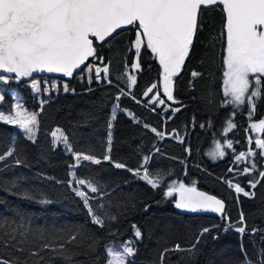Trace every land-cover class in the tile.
Masks as SVG:
<instances>
[{
  "label": "trees",
  "instance_id": "trees-1",
  "mask_svg": "<svg viewBox=\"0 0 264 264\" xmlns=\"http://www.w3.org/2000/svg\"><path fill=\"white\" fill-rule=\"evenodd\" d=\"M225 23L222 5L202 8L193 44L173 81L174 105L161 93L162 70L146 43L138 58L140 68L132 69L138 25L106 43L92 38L97 58L89 57L70 78H35L39 92L27 83H14L25 108L38 114V125L33 143L20 129L0 123V154L14 149L12 156L0 161V237L16 234L15 247L4 248L0 241V257L13 264L15 258L27 264H106L107 246L129 242L134 248L131 264H264V177L260 176L264 157L256 150L251 158L235 161L254 148L250 110L232 112L236 126L227 137L232 147L226 157L211 162L205 156L230 108L223 106L222 93ZM89 66L91 71L86 72ZM193 72L199 75L193 77ZM130 75L136 83L129 89ZM153 84L158 86L153 95L179 111L172 114L169 108L161 117L156 104L148 105L152 92L144 93ZM4 97L0 110L7 113L12 100ZM255 108V119L264 117V86ZM153 128L164 136H157ZM57 129L67 137L71 152L64 143L53 142ZM74 154L90 155L101 163H78ZM145 157H150L147 164ZM17 159L22 163L17 165ZM114 163L125 167L116 168ZM144 169L151 178H160L157 188L141 178ZM135 170L140 176L133 174ZM233 170L240 175L235 177ZM81 179L84 185L77 182ZM173 181L219 198L226 204L225 213L214 218L181 215L175 207L176 193L165 196ZM253 181H258L255 188L250 185ZM229 182L254 195L237 194ZM87 183L98 191L91 192ZM77 189L89 198L102 226L92 223ZM133 225L141 238L135 236ZM236 227H245V233ZM72 236L76 239L69 243ZM177 245L181 250H174Z\"/></svg>",
  "mask_w": 264,
  "mask_h": 264
},
{
  "label": "snow or ice",
  "instance_id": "snow-or-ice-1",
  "mask_svg": "<svg viewBox=\"0 0 264 264\" xmlns=\"http://www.w3.org/2000/svg\"><path fill=\"white\" fill-rule=\"evenodd\" d=\"M212 5H222V12L226 17L224 25L226 47L222 56L223 94L229 99L225 104L230 103L238 109L247 102L250 105V128L264 131V119L259 123L251 122L255 112L254 98L260 97L261 87L264 86V0H0V81L8 84L11 78L19 81L32 77L34 73L43 72L61 73L63 76L71 77L74 70L85 64L89 57L97 58L93 37L97 41H105L118 29L138 24L134 43L135 55L140 57L142 44L146 43L147 49L151 51L153 58L158 60L162 70L160 82L164 96L168 101L175 103L173 78L178 75L189 54L202 7ZM132 68L139 69V62L132 64ZM102 71L106 79L108 68L104 67ZM100 72L101 69L97 68V79L101 78ZM11 74H14V77ZM192 75L196 77L199 73L193 72ZM128 80L130 89L136 83V77L130 75ZM52 87L54 89L55 85ZM157 87L153 84L144 95L148 96V93ZM32 88L34 92L41 91L36 82H33ZM64 90L68 91V87L65 86ZM121 94H125L123 90ZM4 99V95L0 94V102ZM148 103H155L159 107L165 104V100L159 95H154ZM13 111L14 114L0 113V122L18 126L25 133L26 139L34 143L38 114L23 110L20 104L15 105ZM172 111L176 112L179 109ZM112 118L115 119V115ZM235 126L229 119L226 122L225 134ZM151 131L157 136H164V133L154 128ZM52 136L54 143L62 141L68 151H72L67 137L60 129L52 132ZM108 139L110 143L111 133ZM226 147H232L231 140L226 141ZM256 147L264 150V140L257 139ZM13 154L14 149H10L6 154H0V161ZM74 155L78 163L80 160L90 161L92 164L101 163L99 159L90 155ZM224 155L225 152L217 144L211 154L212 158L215 159L217 156L223 158ZM248 155L255 153L249 152ZM244 156L245 153H240L236 160L240 161ZM104 159L110 158L105 156ZM149 159L150 157H145L144 163L147 164ZM21 163L20 159L16 160L17 165ZM114 167L123 168L125 165L114 163ZM141 168L143 169V165ZM243 172L248 173L249 169L244 168ZM133 174L140 176V170L133 171ZM260 176L264 177V171L260 172ZM141 178L153 188H157L161 183L160 178H151L146 169ZM77 182L81 185L86 183L83 179ZM257 183L258 181H253L250 185L255 188ZM86 186L93 193L98 191L91 183H87ZM229 187L237 194L243 193L249 197L254 195L231 182ZM173 193L178 195L175 202L178 209L191 212L224 211L225 206L220 199L197 191L194 186H185L183 183L173 181L165 196L171 197ZM76 195L83 200L84 207L92 217V223L102 226L103 221L94 213L86 194L77 189ZM24 196L30 198L27 193ZM240 223H244L243 214ZM133 228L135 236L141 238V231L136 225H133ZM235 230L240 234L245 233V227H236ZM207 231L209 229H204V232ZM4 235L7 239L0 237L2 246L15 247L12 241L16 239V234L13 232ZM75 239L76 237L72 236L68 242ZM44 247L51 246L45 244ZM174 250H181L180 246L177 245ZM16 251L23 252L24 249L16 248ZM107 252L110 257L107 264H131L128 258L134 255V248L127 244L122 252H117L114 248H109ZM31 255L38 254L32 252ZM0 264H13V261L0 257ZM15 264H27V261L21 262L15 258Z\"/></svg>",
  "mask_w": 264,
  "mask_h": 264
},
{
  "label": "rangeland",
  "instance_id": "rangeland-1",
  "mask_svg": "<svg viewBox=\"0 0 264 264\" xmlns=\"http://www.w3.org/2000/svg\"><path fill=\"white\" fill-rule=\"evenodd\" d=\"M138 31V30H137ZM137 31H136V33H137ZM136 33H135V39H136ZM134 43H135V40H134ZM142 46H143V44H142ZM142 48V47H141ZM133 49H134V52H135V47H134V44H133ZM138 58L139 57H137L136 55L134 56V61H133V64L134 63H136V62H138ZM133 69V68H132ZM88 70H89V67H87L86 68V72H88ZM138 69H133V71H137ZM36 80V79H35ZM34 79H32L31 81H29L27 84L28 85H30L31 87H32V84H30L31 82H36L37 83V81H35ZM16 79H14V78H11L10 80H9V83H12V84H4L2 81H0V94H2V95H4V96H9L10 98H11V100H12V106H11V110L9 111V112H7V113H5V112H3V111H1L0 110V113H4V114H14V106L15 105H17V104H20V105H22V107H23V110H26V111H28V112H31V111H29V110H27L26 108H25V106H24V104H23V102H22V98H21V96L17 93V91H16V87H15V85H14V83H16ZM53 82H55V81H53ZM222 82H223V79H222ZM38 84V83H37ZM161 84V83H160ZM53 85H56L55 83H53ZM161 86H162V84H161ZM48 90V89H47ZM252 89L250 88V90L249 91H251ZM161 93H162V95L164 96V93H163V87H162V90H161ZM222 93H223V83H222ZM154 95H156V94H154ZM153 95V92L151 93V97L152 96H154ZM223 96H224V94H223ZM166 99H167V97L166 96H164ZM224 101H226L227 99H229V98H226L225 96H224ZM163 99V98H162ZM255 99V103H256V98H254ZM223 101V102H224ZM172 105H174V103L172 102V101H169ZM148 105H155V103H148ZM223 106L224 107H226V106H229L230 107V109H231V107H232V111H233V113H239V112H242L243 110H245L246 108H248V111L250 110V105H248L247 104V102L246 103H244L243 105H240L239 106V108L237 109V108H235L232 104H223ZM157 107V106H156ZM157 108H159V109H161V111H160V116L161 117H163L162 116V113H165V111L167 110V109H169V108H171V109H177L176 107H172V106H168V105H160L159 107H157ZM147 109H149L150 111H151V107L150 106H148V108ZM33 113V112H32ZM174 113H176V112H172V114H174ZM230 113H228V116L226 117V120H225V122H224V124H223V126L219 129V131H217V132H215V134H214V137H213V139H212V142H211V145H210V147L208 148V149H206L205 150V156L211 161V162H217V161H220V160H223L225 157H226V155H227V153H228V151L230 150V148H228V147H226V141H228L229 140V138H227L228 137V134H229V132L232 130H230V131H228L227 132V134H225V127H226V122L229 120V118H230ZM1 123V122H0ZM3 123V122H2ZM6 124V123H5ZM7 125H10V126H12V127H14V128H16L17 130H19V127L18 126H16V125H11V124H7ZM36 130V129H35ZM22 133H23V136H24V139H26V136H25V133L23 132V131H21ZM257 139H259V138H254V139H252L251 141H252V144H253V149H251V150H249V152H253V153H255V151L256 150H259V151H261V153H262V155L264 156V150H261V149H258L257 147H256V141H257ZM28 140V139H27ZM59 143H63L62 141L61 142H57V143H55L56 145L57 144H59ZM217 144H219L220 146H221V150H223L224 152H225V155H224V157L223 158H219L218 156H217V158H215V159H213L212 158V156H211V154L215 151V149H216V145ZM248 152V153H249ZM248 153H246L245 154V156H244V158H243V160L244 159H246V158H251L253 155H248ZM235 161H237V160H235ZM183 175L182 176H184L185 175V171H183ZM232 174L236 177V176H238V175H240V172L239 171H236V170H233L232 171ZM233 184H235V183H233ZM187 186H193V185H190V184H187ZM233 189V188H232ZM234 190V189H233ZM235 191V190H234ZM127 244H130L129 242H127L126 244H124V245H118V246H114V245H112V246H107V248H106V250H108L109 248H114L117 252H122L123 251V247L125 246V245H127ZM108 253V252H107ZM133 257V256H132ZM132 257H129L128 258V260H131V258ZM110 259V257L108 256V259H107V261ZM107 264V263H106Z\"/></svg>",
  "mask_w": 264,
  "mask_h": 264
},
{
  "label": "water",
  "instance_id": "water-1",
  "mask_svg": "<svg viewBox=\"0 0 264 264\" xmlns=\"http://www.w3.org/2000/svg\"><path fill=\"white\" fill-rule=\"evenodd\" d=\"M215 6L216 5H212V6H208L207 8H212V7H215ZM131 26L132 25H129V26H126L124 28L118 29L115 33H113V35L111 37H107L105 41H97V40H95V41L98 42V43H106L109 40H111L113 37H115L118 33L122 32L124 30L129 29ZM78 70H79V68L78 69H75L74 72H73V75H75L78 72ZM5 75H8V74H5ZM11 76L14 77V74H11ZM38 77H47V78H52V79H57V80H63L65 78H70V77L63 76L61 73H47V72H43V73H34L32 77L22 78L21 80H19V82L28 83L32 79H35V78H38ZM175 77L173 78V81H174ZM257 123H259V122H257ZM196 189H197V191L204 192L206 195H211V194H208L207 192L201 190L200 188H196ZM211 196H213V195H211ZM215 198H217V197H215ZM176 199H178V195L177 194H176ZM224 206L225 207H224L223 213H225V211H226V204L225 203H224ZM176 209H177V211L181 215L187 216V217H209V218H214V217H218L221 214H223V213H214V212H211V211H204V210H199V211H196V212H191V211H188L186 209H178V208H176Z\"/></svg>",
  "mask_w": 264,
  "mask_h": 264
},
{
  "label": "flooded vegetation",
  "instance_id": "flooded-vegetation-1",
  "mask_svg": "<svg viewBox=\"0 0 264 264\" xmlns=\"http://www.w3.org/2000/svg\"><path fill=\"white\" fill-rule=\"evenodd\" d=\"M255 106H256V103H255ZM244 111H248V108H246ZM232 107H231V109L229 108V113H230V115L232 116ZM231 116H230V118L229 119H231L232 120V118H231ZM255 117H256V108H255V112H254V115H253V118H254V120L255 121H253L252 123H257V122H259L260 120H262V119H264V117H262V118H260V119H255ZM233 121V120H232ZM234 129V128H233ZM233 129L229 132V134H228V136L230 135V133L233 131ZM251 131H252V134L254 135V136H256L255 138H259L260 140H263V138H264V131H261V130H259V129H251ZM247 132V131H246ZM230 140V139H229ZM230 150H231V148H230ZM230 150L228 151V153L230 152ZM260 152V157L261 156H263L262 155V153H261V151H259ZM264 157V156H263Z\"/></svg>",
  "mask_w": 264,
  "mask_h": 264
}]
</instances>
